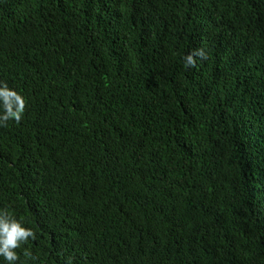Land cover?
Wrapping results in <instances>:
<instances>
[{
	"label": "trees",
	"instance_id": "trees-1",
	"mask_svg": "<svg viewBox=\"0 0 264 264\" xmlns=\"http://www.w3.org/2000/svg\"><path fill=\"white\" fill-rule=\"evenodd\" d=\"M0 212L11 264H264V0H0Z\"/></svg>",
	"mask_w": 264,
	"mask_h": 264
},
{
	"label": "clouds",
	"instance_id": "clouds-1",
	"mask_svg": "<svg viewBox=\"0 0 264 264\" xmlns=\"http://www.w3.org/2000/svg\"><path fill=\"white\" fill-rule=\"evenodd\" d=\"M29 237L35 238L31 228L24 227L16 219L0 212V255H3L9 264L17 259L14 249Z\"/></svg>",
	"mask_w": 264,
	"mask_h": 264
}]
</instances>
